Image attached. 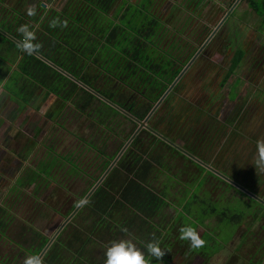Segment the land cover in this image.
Wrapping results in <instances>:
<instances>
[{"label":"trees","instance_id":"obj_1","mask_svg":"<svg viewBox=\"0 0 264 264\" xmlns=\"http://www.w3.org/2000/svg\"><path fill=\"white\" fill-rule=\"evenodd\" d=\"M157 1L67 0L58 7L39 0L27 16L0 8V84L20 105L37 100L36 109L54 97L46 117L78 139L63 154L47 146L45 159L18 176L0 204V240L11 241L15 250L14 260L9 263L12 254L5 253L2 264H25L27 254L40 264H105L107 246L119 238L134 239L141 248L158 239L165 255L153 264H215L214 255L228 251L236 232L240 238L222 264H264V164L257 166L264 119L255 133L248 117L240 120L239 104L226 110L243 82L236 77L245 55L236 42L240 21L233 10L224 21L228 30L216 35L230 46L236 43L227 65L217 67L218 88L192 91L187 88L192 74L182 71L209 28L194 39L185 35L197 0L172 23L158 17ZM244 1L263 28L264 0ZM21 25L33 34L31 54L18 46L24 41L17 31ZM195 61L191 66H201ZM125 145L54 239L62 223L46 233L34 226L46 214L38 199L44 184L57 179L68 189L70 179L87 184L69 212L56 211L67 219ZM91 151L93 156L86 155ZM28 188L34 200L22 217ZM184 227L204 244L192 248L180 239Z\"/></svg>","mask_w":264,"mask_h":264},{"label":"rangeland","instance_id":"obj_2","mask_svg":"<svg viewBox=\"0 0 264 264\" xmlns=\"http://www.w3.org/2000/svg\"><path fill=\"white\" fill-rule=\"evenodd\" d=\"M38 1L39 0H20L19 2V0H5L6 4L0 5V8H3L2 10H4V8L7 10H14L15 12L16 10H23L24 16H27L28 9L36 8V4ZM43 1L46 2L44 3L46 6H55L57 4L59 7L63 5L67 0ZM240 1L241 0H197L198 3H196V5H199V8L193 11L195 18H193L191 26H189L185 35L194 39V36H196L200 31L202 32L205 27H208L209 32L206 34V31L204 30L203 34L209 35L208 40H212V38L218 40L219 52L212 53L208 56V60L210 59L212 64L208 68H205V73H201L202 68H200L198 72V68H194V65L191 66L189 63L188 66L190 67H187V72H191L192 80L190 82L188 81L187 88L192 91L196 90V88L197 90H202L203 88H218L217 83L219 80V75L217 67L219 64L221 65V61L227 63L229 62L228 58H230L233 54L236 48V43L233 46H230L224 41L223 38L218 39L216 34L219 32L225 33V30H228L227 25H224V21L229 13L234 10L236 19L238 18L240 21V27L237 26L236 30V42L238 46H244L245 50L247 51L246 57L244 58L245 60L243 61V65L247 62L244 65L247 66V68L246 70L242 68L237 72L238 75L236 77L241 76L246 80H243L242 84L239 87L238 99L235 102H230V100H228L226 110L231 109V105L233 104H239V107L241 108L240 120L244 121L245 117H248L249 128L252 130V132L259 133L264 115L262 114V108L260 106L261 102L257 100V96L259 93H261L260 99H264V76L256 79L253 58L256 53H254V50L257 47L264 45V27H261V18L252 9H250L249 4L247 5L246 1L244 0H242L241 3ZM196 5L195 2L192 3V0H159L157 1L155 10L157 11L158 17H160L164 21L172 23L180 15L181 17L185 16V12H182L181 8H189L188 10H190ZM199 11L202 12V14L197 13ZM204 37L206 36L201 35L199 38L201 40H204ZM207 42L204 44V46H199V48H201V52L206 47ZM197 45H199V43ZM196 54L198 56L196 55L194 59L199 60L201 53L199 52L198 54L197 52ZM248 55L250 56L248 57ZM248 58H251L252 60L250 63ZM249 68L252 69V72H250L251 74L248 72ZM199 75L201 76V79L196 82L194 79ZM236 77L233 75V77L228 80V84L233 82ZM205 79L207 80L206 82ZM11 85L13 88L15 86L14 82L11 83ZM2 92L3 95L0 98V120L2 123L0 125L3 124L2 127L4 129L6 128V132L0 139H2V141H7L8 133L10 131V134L14 136L15 143H12L8 151H2V153H6L5 158L10 160L9 167L12 168L9 170V176L7 175L5 177H2V174L6 173L7 171L2 170V167L4 166H0V204L2 203L4 198H6L5 196L11 195V190L16 183L17 177L20 175H24L28 167H35L39 160L45 159L47 146H52L57 153L63 154L71 147L74 140L78 141L77 137H73L70 132L65 131L58 124L57 119V121H54L46 117L45 112L53 110V103L55 101L54 97H49L45 102H41V109H36L35 106L38 104L37 100L35 101V104L32 105H20L15 102V98L10 97L9 92L0 89V94ZM222 93L225 97L228 95V85H226L222 89ZM14 94L21 97V93H19L18 91H15ZM6 105L8 106V108L6 107ZM16 108L18 110H16ZM12 115H16V118L10 119V123H7V116ZM73 122L74 121H72V123ZM64 123L67 128L73 129L70 121H64ZM5 124H7V126H10L11 128H15V131L7 129V127L4 126ZM262 125L264 126L263 123ZM79 132L81 134L86 133V131H84L83 129H80ZM262 132H264V127L262 128ZM10 151L15 152V156L11 155L9 153ZM92 152L93 151L86 153V155L93 156ZM14 158H16V161L12 165V161ZM91 169L94 168L91 167ZM96 175H98V173ZM68 181L69 189L67 187H63L59 179L51 181L49 185H43L41 194L38 196V199L40 202H43L41 207L46 214L44 215L43 219L34 223V226H38V229H40L41 231L47 232L50 230L51 232H54V230H56L55 226L57 224L64 223L66 217L56 211L67 210L69 212L72 205L75 203V201H77L82 191L87 187L86 183L78 179H70ZM30 190V188L27 189L28 195L25 196L22 200L24 205V207L20 211V215L22 217L27 216L28 212H31V204L34 200V196L30 195ZM45 201H47L51 207L46 205ZM201 230L202 229H200L198 232H200ZM239 238V233L236 232L234 234L233 241L229 242L226 245L228 246V251L223 252V250H221L218 254L214 255L213 263L222 264L230 256V250L234 246V244L232 243L237 242ZM117 240H121V238ZM14 252L15 250L13 246L8 241L0 240V264H2V257H4L5 253L13 255ZM19 258L21 259V262H23V257L20 256ZM7 261L11 263L13 259L9 257ZM173 264L177 263L173 262Z\"/></svg>","mask_w":264,"mask_h":264},{"label":"clouds","instance_id":"obj_3","mask_svg":"<svg viewBox=\"0 0 264 264\" xmlns=\"http://www.w3.org/2000/svg\"><path fill=\"white\" fill-rule=\"evenodd\" d=\"M34 14V8L28 9V15ZM54 23V22H53ZM17 31L22 33L24 41L18 45L24 52L31 54L34 50L30 41L34 38L29 32L27 26L21 25ZM264 164V148H261L257 166ZM81 204L85 201H80ZM180 239L190 241V247L199 248L204 244V241L191 228L184 227L180 230ZM165 255V251L160 246L158 239H152L143 243V247H138L134 239L114 240L110 246H107L105 251V264H153V259L161 260ZM25 264H40L39 259L35 256H29L25 260Z\"/></svg>","mask_w":264,"mask_h":264},{"label":"flooded vegetation","instance_id":"obj_4","mask_svg":"<svg viewBox=\"0 0 264 264\" xmlns=\"http://www.w3.org/2000/svg\"><path fill=\"white\" fill-rule=\"evenodd\" d=\"M228 15V14H227ZM217 35V34H216ZM208 41V42H207ZM207 42V45H206V47L204 48V50H202V52H201V48H199L198 49V54H199V52L201 53V56H200V59L198 60V62H200V65L201 66H198L197 64H196V66H198V72H199V70H200V68H202L201 69V73H204V67L206 68H208L211 64H212V62L210 61V59L208 60V56L209 55H211L212 53H216V52H219L218 51V40H215V38H212V40H208V37L206 38V40L200 45L201 47L202 46H204V44ZM243 48H244V46H242ZM245 49V48H244ZM196 52V53H197ZM256 52V53H255ZM254 53H255V56H254V58H253V64H254V67H255V77H256V79H259L260 77H262V76H264V45H261V46H259V47H257L255 50H254ZM246 54H247V51L245 50V55H244V58L246 57ZM197 54H195L194 56H193V58L190 60V65L193 63V61L195 60L194 58H195V56H196ZM198 56V55H197ZM250 55H248V57H249ZM223 58V57H222ZM229 59V58H228ZM249 59V63L252 61L251 60V58H248ZM245 60V59H244ZM196 61H197V59H196ZM195 61V62H196ZM189 63L187 64V65H185V67H184V69H183V71H182V73L187 69V67L189 68L190 66H188L189 65ZM247 63V62H246ZM245 63V64H246ZM244 64V65H245ZM227 65V62H222L221 61V65L219 64L218 66H222L221 68H223V67H225ZM242 66L241 67V69L242 68H244L245 70H246V68H247V66ZM195 67V66H194ZM214 68V67H213ZM203 70V71H202ZM248 72L250 73V72H252V69H250L249 68V70H248ZM181 73V74H182ZM201 73H200V75H201ZM248 73V74H249ZM251 74V73H250ZM198 76V77H196L194 80L196 81V82H198L199 80H200V78H201V76ZM240 78L242 79V80H246V79H244L243 77H241L240 76ZM255 81V80H254ZM258 84H259V82H258ZM260 105H261V103H260ZM4 122V121H3ZM2 122H1V120H0V124H1ZM3 125V124H2ZM2 125H0V134H1V127H2ZM3 128V127H2ZM2 135H3V133H2ZM10 135V134H9ZM14 137V136H13ZM14 139V138H13ZM12 139V140H13ZM1 140V139H0ZM15 142V141H14ZM4 153L5 152H3V153H1V157H3L4 158V161L5 160H8L7 158H5V156H3L4 155ZM15 161H16V158H15ZM12 167H9V170L11 169ZM9 172V171H8ZM10 173V172H9ZM84 200V199H83ZM81 204V203H80ZM81 206V205H80ZM70 216V215H69ZM68 216V217H69ZM66 220V219H65ZM64 220V221H65ZM63 224V223H62ZM61 227V226H60ZM60 227H59V229H57L56 230V232L58 231V230H60ZM45 229V228H44ZM63 229V228H62ZM61 231V230H60ZM10 244L13 246V244L11 243V241H10ZM15 253V252H14ZM14 255V254H13ZM13 255L11 256V259H13L14 260V258H13ZM3 256V255H2ZM27 257H28V254L26 255Z\"/></svg>","mask_w":264,"mask_h":264},{"label":"crops","instance_id":"obj_5","mask_svg":"<svg viewBox=\"0 0 264 264\" xmlns=\"http://www.w3.org/2000/svg\"><path fill=\"white\" fill-rule=\"evenodd\" d=\"M0 89H2V90H4V91H7L5 88H4V86H3V84H0ZM8 92V91H7ZM6 92V93H7ZM3 95V92L0 94V98H1V96ZM11 106H13V105H11ZM11 106H9V107H11ZM6 107L8 108V106L6 105ZM16 110H18L17 108H16ZM23 116V115H22ZM12 118H16V115H12V116H7V123H10V119H12ZM19 119V118H18ZM21 120V119H20ZM4 126H6L7 127V129H11V131H15V128H11L10 126H7V124H5ZM2 130V132H1V134H0V138H2V133L3 134H5V132H6V128L4 129V128H1ZM10 131H9V133H8V139H7V141H2V139L0 140V166H4V167H2V170H5V171H7L6 173H3L2 174V177H5V176H7L8 174L10 175V173L8 172L9 171V164H10V160H5L4 161V158L3 157H1V153H2V151L3 150H6V151H8V149H9V147L12 145V143H15L14 142V139L12 140V137H13V135L12 134H10ZM14 138V137H13ZM11 155H14L15 156V152H13V151H10L9 152ZM3 156H6V153H4V155ZM2 161V162H1ZM15 162V158L13 159V161H12V165H13V163ZM8 175V176H9Z\"/></svg>","mask_w":264,"mask_h":264},{"label":"water","instance_id":"obj_6","mask_svg":"<svg viewBox=\"0 0 264 264\" xmlns=\"http://www.w3.org/2000/svg\"><path fill=\"white\" fill-rule=\"evenodd\" d=\"M44 4V3H43ZM45 5V4H44ZM127 145L124 146V148L121 150V152L118 154V156L115 158V160L111 163V165L109 166V168L105 171V173L102 175V177L100 178V180L94 185V187L90 190V192L87 194V196L84 198L83 201H85L89 195L92 193V191H94L98 186L99 184L103 181V179L106 177V175L109 173V171L111 170V168L114 166V164L117 162V160L120 158L121 154L123 153V151L125 150ZM80 205L79 204L76 208V210L70 214V216L64 221V223L61 225L60 227V230L72 219L74 213L80 208ZM60 230H58L54 237L52 239H54L60 232ZM52 240L47 244L46 248L42 251L40 257L44 254V252L47 250V248L49 247V245L51 244Z\"/></svg>","mask_w":264,"mask_h":264}]
</instances>
